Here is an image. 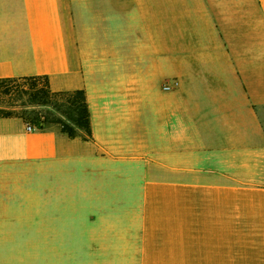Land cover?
I'll return each mask as SVG.
<instances>
[{
	"label": "crops",
	"instance_id": "1",
	"mask_svg": "<svg viewBox=\"0 0 264 264\" xmlns=\"http://www.w3.org/2000/svg\"><path fill=\"white\" fill-rule=\"evenodd\" d=\"M39 76L93 141L0 118V264H264V0H0Z\"/></svg>",
	"mask_w": 264,
	"mask_h": 264
},
{
	"label": "trees",
	"instance_id": "2",
	"mask_svg": "<svg viewBox=\"0 0 264 264\" xmlns=\"http://www.w3.org/2000/svg\"><path fill=\"white\" fill-rule=\"evenodd\" d=\"M2 95L12 102L0 108V118H20L37 130L57 125L71 140L93 141L91 111L84 90L55 92L47 76L22 77L0 79V99Z\"/></svg>",
	"mask_w": 264,
	"mask_h": 264
},
{
	"label": "rangeland",
	"instance_id": "3",
	"mask_svg": "<svg viewBox=\"0 0 264 264\" xmlns=\"http://www.w3.org/2000/svg\"><path fill=\"white\" fill-rule=\"evenodd\" d=\"M0 100H1V102H0V108H7V107H9V104H11V102H12L11 101V98H9L8 96H4V95L1 96V99ZM28 126L34 127L33 125H30V124H27V127ZM32 178H35V177H32ZM28 193H32V194L36 193L35 188H29V192Z\"/></svg>",
	"mask_w": 264,
	"mask_h": 264
},
{
	"label": "built area",
	"instance_id": "4",
	"mask_svg": "<svg viewBox=\"0 0 264 264\" xmlns=\"http://www.w3.org/2000/svg\"><path fill=\"white\" fill-rule=\"evenodd\" d=\"M172 88H173V85H170V84H166V85H164V90H165V91H170ZM27 130H28L29 132H34V131H35V128L32 127V126H28V127H27Z\"/></svg>",
	"mask_w": 264,
	"mask_h": 264
}]
</instances>
